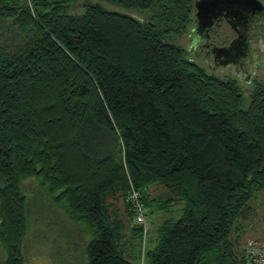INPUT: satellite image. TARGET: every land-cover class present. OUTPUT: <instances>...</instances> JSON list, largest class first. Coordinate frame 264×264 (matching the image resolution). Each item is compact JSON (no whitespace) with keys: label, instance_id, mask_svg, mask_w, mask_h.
<instances>
[{"label":"trees","instance_id":"obj_1","mask_svg":"<svg viewBox=\"0 0 264 264\" xmlns=\"http://www.w3.org/2000/svg\"><path fill=\"white\" fill-rule=\"evenodd\" d=\"M77 1L0 0L3 264H25L28 178L86 228L87 264H250L241 240L261 230L264 85L246 92L171 41L195 0H107L147 20ZM130 186L146 215L170 212L151 247Z\"/></svg>","mask_w":264,"mask_h":264},{"label":"rangeland","instance_id":"obj_2","mask_svg":"<svg viewBox=\"0 0 264 264\" xmlns=\"http://www.w3.org/2000/svg\"><path fill=\"white\" fill-rule=\"evenodd\" d=\"M88 3H97L106 10L123 12L138 19L147 20L153 13L149 9H130L119 3L107 0H78L73 4L71 9L82 12L84 6ZM194 24L195 21L183 35L171 41L183 46L187 50L188 56L200 65L191 47ZM220 32H223V29ZM255 45L259 51L258 57L263 59H261L256 74L251 80L264 85V35L263 41L256 42ZM202 67L208 72L214 73L222 78H233L231 76L232 74L227 72L222 66H217L214 69L205 66ZM238 81L246 92L251 90L253 84L239 79ZM115 150H117V147ZM35 180L28 178L22 181V189L27 196L29 209V225L24 239L23 249L25 264H87L86 246L90 240V236L86 228L82 224L72 222L65 210L54 206L48 194L40 189ZM260 202L262 204L260 205L259 203L260 208L257 224H261V230L257 231V233L247 231L243 236V239L246 241L243 244L241 243L242 245H245L250 240L264 242V195L261 197ZM116 204L122 212L123 204L120 201ZM168 217H170V212H158L153 216L147 215L149 224L146 235L147 247L152 246L150 240L156 237L155 227L159 224L160 220ZM124 218L127 220L126 216ZM129 222L131 226L132 222ZM126 232V243L123 245L125 256L129 260L136 262L140 258V239L138 235L132 237L127 229ZM4 259L5 253L0 245V264H3Z\"/></svg>","mask_w":264,"mask_h":264},{"label":"flooded vegetation","instance_id":"obj_3","mask_svg":"<svg viewBox=\"0 0 264 264\" xmlns=\"http://www.w3.org/2000/svg\"><path fill=\"white\" fill-rule=\"evenodd\" d=\"M232 1L233 7L219 10L209 27L197 30L195 19L191 47L200 65L222 66L234 79L250 83L263 59L255 44L263 41L264 0Z\"/></svg>","mask_w":264,"mask_h":264},{"label":"built area","instance_id":"obj_4","mask_svg":"<svg viewBox=\"0 0 264 264\" xmlns=\"http://www.w3.org/2000/svg\"><path fill=\"white\" fill-rule=\"evenodd\" d=\"M128 201L134 212V222L145 236L149 229L146 208L142 203L140 193L132 186L128 191ZM246 251L250 264H264V242L250 240L246 245Z\"/></svg>","mask_w":264,"mask_h":264},{"label":"water","instance_id":"obj_5","mask_svg":"<svg viewBox=\"0 0 264 264\" xmlns=\"http://www.w3.org/2000/svg\"><path fill=\"white\" fill-rule=\"evenodd\" d=\"M260 4L259 0H251ZM234 1L232 0H195L194 3V17L197 21V30L203 27H209L213 23V17L216 13L221 11L224 6L233 7ZM222 7V8H221ZM209 21H211L209 23Z\"/></svg>","mask_w":264,"mask_h":264},{"label":"crops","instance_id":"obj_6","mask_svg":"<svg viewBox=\"0 0 264 264\" xmlns=\"http://www.w3.org/2000/svg\"><path fill=\"white\" fill-rule=\"evenodd\" d=\"M245 241H246L245 239H242V240H241V243L243 244Z\"/></svg>","mask_w":264,"mask_h":264}]
</instances>
